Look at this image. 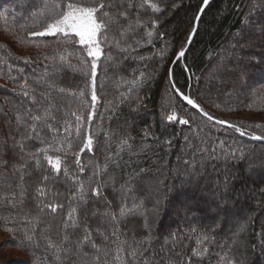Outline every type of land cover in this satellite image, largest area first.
Instances as JSON below:
<instances>
[{"label":"snow or ice","instance_id":"snow-or-ice-1","mask_svg":"<svg viewBox=\"0 0 264 264\" xmlns=\"http://www.w3.org/2000/svg\"><path fill=\"white\" fill-rule=\"evenodd\" d=\"M182 3L183 0H20L18 8L3 12L5 20L12 17L14 24L19 20L18 28L10 33V46L32 42L35 53L17 63L0 59V79L6 80V85L0 88L10 86L7 88L10 95L0 97V227L10 239L0 248L16 247L26 253L31 250L30 264H37V253L38 264L45 261L52 264L51 257L45 253L54 255L59 264H200L204 259L208 248L201 252L192 249L188 255L185 240L189 239V232L199 230L197 244H202L208 239V229L214 232L215 225H205L187 203H179L175 209L176 215L186 221L184 229L177 226L156 252L153 229L161 205L171 199L172 189L165 179L146 183L149 169L139 161L150 160L148 152L156 145L171 148L173 139L164 138L152 130L154 125H148L143 129L142 143L137 150L128 126L147 110L146 90L155 79L156 68L166 60L169 47V14ZM209 4L210 0H202L195 9L193 27L185 44L191 45ZM234 11L240 17V26L232 38V49L239 50L242 57L249 49L264 50V0H240L234 5ZM17 31L23 35L18 36ZM47 37L62 38L64 44L80 46L74 49L81 66L79 83L74 86L64 83L67 72L75 68L68 62L71 53L67 48L60 55L55 50L50 53L47 40L40 39ZM160 44L165 48L160 49L157 58L153 49ZM145 48L147 55L142 51ZM188 51L190 48L180 47L166 76L179 99L213 125L231 129L252 141H264V134L248 131L264 125L237 124L215 117L177 86L173 68L183 60L184 71H190ZM102 57L118 65L122 73L131 74L130 79L121 76L120 83L128 87L120 93V103L109 109V122L123 117L124 127L112 129L109 123L103 133L99 129L105 127L104 117L97 111L102 106L98 92L105 91L103 84L98 86L97 69ZM152 61L157 64L153 65ZM253 62L264 65V57L258 61L255 56L237 61L238 66H243L239 67L229 96L246 93V65ZM73 103L75 110H72ZM120 104L127 107L126 114ZM94 120L100 121L95 132L92 131ZM175 123L189 125L190 121L178 116L176 110L161 118L165 128ZM183 139V163L192 171L184 170L187 179L181 181L179 191L194 184L198 186L211 161H224L223 169L209 181L214 201L212 210L217 214L229 209L237 181L251 180L258 172L264 173V156L255 157L244 147L217 152L206 139L199 142L188 136ZM114 140H118V146L113 152ZM149 140L153 144L146 142ZM219 143L223 146L225 142ZM53 152L60 155L53 157L50 154ZM124 153L137 160L132 164L122 163ZM240 163H246L243 175L240 168L233 167ZM73 168L75 172L70 175ZM176 175H181L179 169ZM62 178L74 206L67 219L61 221L60 238L53 239L42 227L40 213L50 211L55 215L64 207L47 199ZM49 184L53 185L52 189L48 188ZM129 223L135 224L131 232ZM243 232L241 228L240 233ZM242 239L238 234V240L232 243L238 245ZM221 264H247V259L233 261L221 256Z\"/></svg>","mask_w":264,"mask_h":264},{"label":"trees","instance_id":"trees-1","mask_svg":"<svg viewBox=\"0 0 264 264\" xmlns=\"http://www.w3.org/2000/svg\"><path fill=\"white\" fill-rule=\"evenodd\" d=\"M201 2L202 0H183L182 5L169 14L170 18L167 21L169 47L165 52L166 60L162 63V66L156 68L155 79L151 81V87L146 90L148 98L144 102L148 106L147 110L142 112L134 123L130 121L128 125L132 129L133 146L137 150H139V146L142 143L143 129L148 125H154L152 130L164 138L173 139L171 148L167 145H156L154 149L148 152L151 157L150 160L139 161L142 166L149 169L145 179L146 183L157 179H165L169 189H172L170 193L171 199L161 205L160 215L153 229L155 235L153 243L158 253L161 246L168 240L169 234L174 232L177 226L184 229L186 221L181 220L176 215V210H174L177 206V201L181 200L183 203L195 206L192 207L196 210L194 214L200 217L205 225H215V231L213 232L209 228L208 239L199 245L197 244V240L200 239L199 230L197 233L189 232V239L185 240V249L188 255H190L192 249L201 252L203 248L207 247L208 253L200 264H221V256L233 261L244 257L247 259V264H264V191H262L264 189V173L258 172L251 180L245 178L237 181L235 184L236 194L232 196L229 209L223 214H217L212 210L214 201L212 199V185L209 183L223 169L224 161L222 159L209 163L207 174L204 177H200L198 186L194 184L193 187H186L183 192L179 191L181 181L187 179L184 170L192 171L183 163L185 158V141L183 138L185 136L191 137L196 142H199L202 138L206 139L212 147L217 149V152L244 147L246 152L252 153L255 157L264 156V143L251 141L247 137L239 136L238 133L231 129H225L222 126L213 125L212 122L206 121L205 117L199 115L194 109L179 99L166 80L169 64L173 60L175 53L182 45L185 48H190V51L187 52V65L190 71H184L183 60L173 68V79L177 86L196 99L205 111L215 117L230 120L237 124L264 125V121L258 122L246 118H223L226 114L238 113H249L253 116L264 117V90H261L264 89V65L256 62L248 63L245 76V83L248 86L246 93L228 95L234 88V81L239 67L243 66H238L237 61L241 58L246 61L250 56H255L258 61L261 57H264V50L261 48L249 49L242 57L239 50H233L231 47L232 38L240 26V17L234 11V5L239 3L240 0H210L209 7L205 10V15L202 17L198 33L193 37L191 45L187 47L184 42L193 27L191 21L195 9ZM7 3H12L13 7L7 8L11 10V8L19 7L20 0H0L1 7ZM4 11V9L0 8V36H8L10 39V33L13 29L18 28L19 20L17 19L15 24L12 17L5 20L2 15ZM16 34L18 36L23 35L19 31ZM40 39L47 40L50 45V53L55 50L56 54L60 55L67 48L68 52L71 53L68 62L74 65L75 68L67 72L64 83L69 86L79 83L80 73L78 69L81 66L78 59L79 54L74 49H78L80 46L78 44H64L62 38L58 37ZM163 48H165V45L160 44L159 48L153 49L157 58H159L160 49ZM17 49H28L27 51H31V54L35 53V46L32 42L11 47L9 43L0 41V59L9 60L12 63L19 62L26 55L19 54ZM142 51L146 55L148 54L147 48ZM152 63L156 65L157 61H152ZM106 68L108 69L107 72H105ZM26 71L30 72L31 68H26ZM97 73L98 86L100 84L105 86L104 92H98V95L102 97V106L98 107L97 111L104 117L103 124L105 126L99 130L103 133V131L107 130L109 123L112 129L124 127L123 117L119 120L113 118L109 122V109H114V106L120 103V93L126 91V87H128V85L120 83L121 76L123 75L125 78L130 79L131 74L122 73L118 65H115L114 62L110 64L109 60L104 57L101 58ZM0 85H6V80L0 79ZM8 87L10 86L0 88V97L10 95L7 90ZM109 101L112 103H109ZM120 107L125 114L128 112L124 104H120ZM72 110H75V103L72 104ZM173 110H176L177 115L181 118L189 119V125L175 123L165 128L161 124V118L170 115ZM164 123H167L166 118ZM99 124V120H94L92 131H97ZM248 131L256 135L264 134V128H253L248 129ZM220 141L225 142L223 146L220 145ZM146 142L153 144L150 140ZM117 146L118 140H114L111 143V150L114 152ZM50 154L53 157L60 155V153L55 152ZM123 155L124 161L122 163L132 164L137 160V157L128 153ZM45 166L47 167L46 162ZM233 167L240 168L243 175L246 163L236 164ZM177 169L181 172L179 176L176 175ZM74 172L75 169H71L70 175ZM84 175L87 176L89 173ZM194 175L198 176L199 174L195 173ZM68 183H71V181L69 180ZM48 188L52 189L53 185L49 184ZM47 199L50 202H58L64 205L55 215L50 211L40 213L42 227L53 239H59L62 234L61 221L67 219L69 212L74 206L71 204L72 196L63 178L55 185V192H50ZM206 207H208L207 211ZM134 228L135 224H128L130 232ZM241 228L244 229L243 233H240ZM0 232L4 241L10 239L2 227H0ZM238 234L243 239L238 245L233 244L234 240H238ZM225 245L226 247H222ZM8 250L9 252L15 251L14 254H9L13 260L10 264H30V259L32 258L31 250L27 253L16 247H10ZM41 251L43 250L41 249ZM45 255L51 257L52 264H59L54 255L50 253H45ZM5 257L0 261V264H7ZM192 260L195 261L196 258L193 257ZM36 261L38 264L39 253L36 254ZM45 264H47V261H45Z\"/></svg>","mask_w":264,"mask_h":264},{"label":"rangeland","instance_id":"rangeland-1","mask_svg":"<svg viewBox=\"0 0 264 264\" xmlns=\"http://www.w3.org/2000/svg\"><path fill=\"white\" fill-rule=\"evenodd\" d=\"M11 4L12 3H7L5 6H2V7L0 6V8H2L4 10H8L7 8L13 7ZM11 9H13V8H11ZM0 41L9 43V37L8 36L5 37V36L2 35V36H0ZM15 50H16V48H15ZM27 50H21V49L19 50V49H17V52L19 54L23 55V56L24 55L29 56L32 52L31 51H27ZM223 118H228V119L246 118V119H252L253 121H258V122L264 121V117H262V116H253V115H251L249 113H243V114H240V113H238V114H226L225 116H223ZM179 203H183V202L181 200H179V201H177V204H179ZM200 206L203 207L202 205H200ZM191 207H195V206L194 205H191ZM173 209H174V207H173ZM175 209H176V207H175ZM207 209H208V207H206V211H207ZM226 223H228V222H226ZM3 239L4 238L2 237V233L0 232V245L3 244V242H4ZM9 250L8 249L5 250L3 248H0V261L5 257V255H6L5 261H6L7 264H10V262L13 261L12 260V256H10L9 254H11V253L14 254L15 251L9 252Z\"/></svg>","mask_w":264,"mask_h":264},{"label":"water","instance_id":"water-1","mask_svg":"<svg viewBox=\"0 0 264 264\" xmlns=\"http://www.w3.org/2000/svg\"><path fill=\"white\" fill-rule=\"evenodd\" d=\"M189 45H187V47H188ZM184 103H186V102H184ZM189 107H191V106H189ZM195 110V109H194ZM196 111V110H195ZM220 126V125H219ZM223 127V126H222ZM248 138V137H247ZM249 139V138H248ZM252 141V140H251ZM255 142H259V143H264V141H255Z\"/></svg>","mask_w":264,"mask_h":264}]
</instances>
